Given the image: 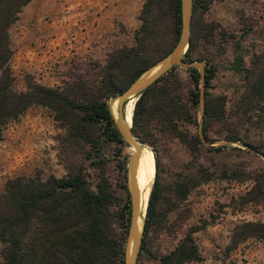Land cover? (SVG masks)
<instances>
[{
	"label": "rangeland",
	"instance_id": "rangeland-1",
	"mask_svg": "<svg viewBox=\"0 0 264 264\" xmlns=\"http://www.w3.org/2000/svg\"><path fill=\"white\" fill-rule=\"evenodd\" d=\"M143 1L30 0L7 30L13 87L23 91L28 82L55 87L72 76L97 72V66L104 64L110 50L133 43ZM201 19L203 29L195 52L203 69L211 72L207 94L224 99L225 119L210 127L207 138L212 139L211 144L202 135L200 138L195 125H182L202 141L196 152L168 134L160 135L153 147L137 139L144 153L152 159L153 150L157 154L160 193L164 197L159 204L160 213L175 205L169 191L178 174L190 171L199 184L175 210L160 215V223L146 234L135 264H160L159 257L170 251L187 231L197 247L199 260L185 264H264L262 240L252 236L236 243L233 240L241 223H264V103H260V110L252 109L246 118L234 119L244 77L243 72L238 74L230 68L235 38L240 39L246 70L256 63L258 55L264 62V0H212ZM175 71L184 90L191 89L187 70L177 66ZM107 103L115 115L116 99L111 97ZM126 103L122 104V117ZM200 119L198 104L197 124ZM63 132L51 111L42 105L29 106L8 123L0 139V194L6 182L15 177L44 179L48 175H65L57 141ZM228 133H236L238 140L226 139ZM116 147L120 151L117 157L113 156L112 147L102 152L103 170L117 195L112 211L121 210L124 194H128L126 165L134 151L126 141ZM121 162L124 173L118 171ZM124 230L123 223L112 222L110 233L114 238L120 240Z\"/></svg>",
	"mask_w": 264,
	"mask_h": 264
},
{
	"label": "trees",
	"instance_id": "trees-1",
	"mask_svg": "<svg viewBox=\"0 0 264 264\" xmlns=\"http://www.w3.org/2000/svg\"><path fill=\"white\" fill-rule=\"evenodd\" d=\"M29 1L0 0V139L4 127L29 106L48 108L52 118L64 129L57 141L66 173L59 178L52 175L44 179L15 177L6 182L4 192L0 194V264H123L129 222L128 194H124L121 210L112 211L117 195L103 170L102 152L104 148L112 147L113 156L117 157L120 151L116 146L124 141L114 125L107 100L171 49L180 31V0H144L137 17L139 25L133 32V43L110 50L104 64L97 66V72L92 75H75L55 87L28 82L25 90L17 91L8 65L7 30L17 19L21 7ZM211 1L192 0L189 42L182 55L184 61L201 60L195 49L203 29L201 14ZM232 47L230 68L238 74L243 72L244 77L243 90L233 114L238 120L246 118L252 109L262 108L259 105L264 103V62L258 55L256 63L246 70L239 38L233 39ZM176 68L172 66L134 100L130 130L141 143L150 147L160 135L168 134L191 152H196L202 141L182 125L193 124L198 128L199 73L196 67L185 68L192 86L185 91ZM204 70L200 133L204 141L211 144L213 141L207 138V133L212 124L225 119V102L222 96L207 94L205 89L211 72ZM228 134L226 139L238 140L236 133ZM153 159L154 176L138 253L144 247L146 234L160 223V215L166 216L175 210L188 192L199 184L196 175L190 171L178 174L169 191L175 201L174 208L160 213L159 204L164 197L160 193L155 150ZM117 167L124 173L123 162ZM96 169L100 171L92 175L90 170ZM120 186L125 187L123 183ZM115 221L125 227L120 240L110 233ZM238 229L233 234L235 243L249 236L264 242V223L244 222ZM190 234L187 231L170 251L162 254L160 264L199 260Z\"/></svg>",
	"mask_w": 264,
	"mask_h": 264
},
{
	"label": "water",
	"instance_id": "water-1",
	"mask_svg": "<svg viewBox=\"0 0 264 264\" xmlns=\"http://www.w3.org/2000/svg\"><path fill=\"white\" fill-rule=\"evenodd\" d=\"M192 0H180V31L179 35L171 47L162 57H160L152 65L143 70L135 79H133L121 92L114 98L116 99V114L112 118L116 129L126 143L133 146L134 151L129 155L126 165L127 171V189L129 195V225L123 250V264H135L138 254L139 244L142 235V225L145 214V208L140 214L138 207L137 191L134 184V169L138 156L139 146L141 143L132 135L130 130L131 121L128 126L124 124L122 118V104L129 98H137V96L146 87L151 85L158 77L166 73L172 66L178 67H196L199 73V109L203 111V75L204 69L198 61H184L182 55L185 52L189 42V28L191 18ZM134 103V101H133ZM198 132L200 133V122L198 123ZM202 139V138H201ZM147 203V201H146Z\"/></svg>",
	"mask_w": 264,
	"mask_h": 264
},
{
	"label": "bare ground",
	"instance_id": "bare-ground-1",
	"mask_svg": "<svg viewBox=\"0 0 264 264\" xmlns=\"http://www.w3.org/2000/svg\"><path fill=\"white\" fill-rule=\"evenodd\" d=\"M112 104V103H111ZM133 101L126 103V110L123 115V121L126 126L130 124ZM154 161L149 153H144L139 146L138 156L134 169V184L137 191L138 207L141 214L143 199L147 196L148 189L153 179ZM146 199V198H145Z\"/></svg>",
	"mask_w": 264,
	"mask_h": 264
}]
</instances>
